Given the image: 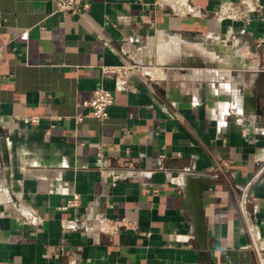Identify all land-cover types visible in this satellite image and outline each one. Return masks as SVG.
<instances>
[{
  "label": "crops",
  "instance_id": "1",
  "mask_svg": "<svg viewBox=\"0 0 264 264\" xmlns=\"http://www.w3.org/2000/svg\"><path fill=\"white\" fill-rule=\"evenodd\" d=\"M88 3L0 0V264H257L238 203L256 174L246 210L264 256V8ZM98 86L104 119L82 104ZM189 172L206 180L207 258Z\"/></svg>",
  "mask_w": 264,
  "mask_h": 264
},
{
  "label": "built area",
  "instance_id": "2",
  "mask_svg": "<svg viewBox=\"0 0 264 264\" xmlns=\"http://www.w3.org/2000/svg\"><path fill=\"white\" fill-rule=\"evenodd\" d=\"M57 4L56 10L67 13H82L89 7L88 0H52ZM157 1V0H155ZM186 0H179L180 4H183ZM245 4L249 11L260 12L264 8V3L261 0H245ZM221 17H229L233 20H246L247 10H234L229 5L224 4L220 9ZM131 66V65H130ZM129 66V67H130ZM126 67L106 66L102 65L100 70L103 77L111 78L118 76L122 69ZM113 102L112 92L103 86H98L93 91V96L90 100L82 102L83 105L88 106L94 117L98 119H104L108 116V106ZM99 152V151H98ZM257 179V175L254 174L240 194L238 207L245 225V232L248 237V244L250 249L255 253V259L257 264H264L263 249L259 245V235L256 231L255 225L252 223L250 216L246 210V204L248 200L247 187L249 184ZM79 204V196L73 195L72 199L67 201V206H75Z\"/></svg>",
  "mask_w": 264,
  "mask_h": 264
},
{
  "label": "water",
  "instance_id": "3",
  "mask_svg": "<svg viewBox=\"0 0 264 264\" xmlns=\"http://www.w3.org/2000/svg\"><path fill=\"white\" fill-rule=\"evenodd\" d=\"M182 34H191L188 32H182ZM206 183L203 176L192 173H185L183 178V205L190 212V221L192 225L193 236L197 247L201 251V255L207 258L206 253V227L203 218L201 189Z\"/></svg>",
  "mask_w": 264,
  "mask_h": 264
}]
</instances>
